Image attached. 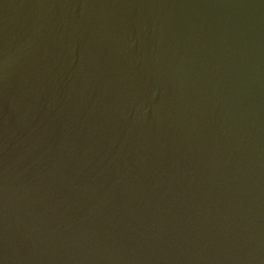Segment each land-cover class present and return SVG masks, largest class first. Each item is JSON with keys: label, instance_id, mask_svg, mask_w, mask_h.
I'll use <instances>...</instances> for the list:
<instances>
[{"label": "water", "instance_id": "obj_1", "mask_svg": "<svg viewBox=\"0 0 264 264\" xmlns=\"http://www.w3.org/2000/svg\"><path fill=\"white\" fill-rule=\"evenodd\" d=\"M0 264H264V0H0Z\"/></svg>", "mask_w": 264, "mask_h": 264}]
</instances>
